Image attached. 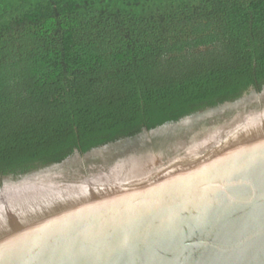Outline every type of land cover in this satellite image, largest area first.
Returning a JSON list of instances; mask_svg holds the SVG:
<instances>
[{"label":"trees","instance_id":"1","mask_svg":"<svg viewBox=\"0 0 264 264\" xmlns=\"http://www.w3.org/2000/svg\"><path fill=\"white\" fill-rule=\"evenodd\" d=\"M264 87V0H0V181Z\"/></svg>","mask_w":264,"mask_h":264},{"label":"water","instance_id":"2","mask_svg":"<svg viewBox=\"0 0 264 264\" xmlns=\"http://www.w3.org/2000/svg\"><path fill=\"white\" fill-rule=\"evenodd\" d=\"M0 264H264V87L0 181Z\"/></svg>","mask_w":264,"mask_h":264}]
</instances>
